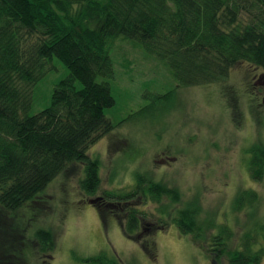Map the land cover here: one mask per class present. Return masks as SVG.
Segmentation results:
<instances>
[{
  "label": "trees",
  "instance_id": "1",
  "mask_svg": "<svg viewBox=\"0 0 264 264\" xmlns=\"http://www.w3.org/2000/svg\"><path fill=\"white\" fill-rule=\"evenodd\" d=\"M242 3H249L258 12L246 24L237 22L245 7ZM30 33L39 37V43L35 65L27 66L21 61L20 44ZM119 38L139 43L146 53L166 61L181 87L217 82L242 62L264 70V0H0V217L5 222L0 225L2 260L8 257L12 264H27L23 248L29 245L35 246L40 255L52 254V232L42 227L32 240L21 235L20 245L14 243L18 238L15 229L21 223L15 216L21 209L33 211L40 203L39 194L69 166H82L79 188L85 195L97 193L100 162L87 153L114 128L105 111L115 105V99L109 83L98 79L112 77L110 49ZM53 58L68 74L54 86L49 107L29 115L32 88L46 74L42 62ZM251 153L249 171L253 180H260L264 149L255 145ZM144 184V177L137 176L132 190L104 192L97 206H113L124 212L122 231L135 242L139 241L138 232L145 228L146 215L133 207L134 198L141 194L154 203H160L163 197L172 203L179 201L177 191L162 183L149 182L142 189ZM256 199L254 193L243 191L234 209L252 207ZM197 207L179 209L172 223L182 235L204 248L212 264H220L224 257L227 264H262L264 246L256 243L252 234L244 235L239 247L230 249L233 230L224 223H203L197 217ZM38 212L36 217L46 208L39 207ZM8 221H15L12 233ZM166 226L163 221L160 228ZM216 228L218 231L209 235ZM255 244L259 248H254ZM82 263L120 264L104 252Z\"/></svg>",
  "mask_w": 264,
  "mask_h": 264
},
{
  "label": "rangeland",
  "instance_id": "2",
  "mask_svg": "<svg viewBox=\"0 0 264 264\" xmlns=\"http://www.w3.org/2000/svg\"><path fill=\"white\" fill-rule=\"evenodd\" d=\"M242 5L238 24L258 14L249 3ZM38 43L39 37L31 33L22 39L25 65H35ZM110 57L113 75L98 82L106 81L111 87L115 105L105 111V117L114 128L87 153L100 162L99 189L92 197L81 191L82 166L75 163L39 194L40 203L33 211L16 213L21 223L15 229L14 243L20 245L21 235L32 240L40 227L53 235L50 255L38 254L35 246L23 248L27 264H84L82 260L100 252L116 257L120 264H212L204 248L172 223L179 209L195 206L203 223H224L233 230L230 249L239 247L247 233L264 246V167L260 180H253L249 171L251 148L264 149V84L256 83L264 70L242 62L217 82L181 87L166 61L146 53L139 43L119 38L111 46ZM42 66L46 74L32 88L29 115L49 107L54 86L68 74L56 58ZM140 175L147 184L162 183L176 190L179 201L163 197L154 203L141 194L134 198L133 207L146 215L145 228L135 242L122 231L124 212L97 206L104 192L132 190ZM243 191L254 193L257 199L252 207L245 205L237 211L236 198ZM39 207L46 212L36 217ZM163 221L167 226L160 228ZM7 223L10 232L15 221ZM1 224L5 222L0 217ZM7 260L0 257L1 262ZM220 264H227V259L222 258Z\"/></svg>",
  "mask_w": 264,
  "mask_h": 264
},
{
  "label": "flooded vegetation",
  "instance_id": "3",
  "mask_svg": "<svg viewBox=\"0 0 264 264\" xmlns=\"http://www.w3.org/2000/svg\"><path fill=\"white\" fill-rule=\"evenodd\" d=\"M256 81H257L256 83H258V84H264V74L258 75L256 78ZM262 90L264 92V86H263ZM258 92L260 93V90ZM262 103H264V97L262 98Z\"/></svg>",
  "mask_w": 264,
  "mask_h": 264
},
{
  "label": "water",
  "instance_id": "4",
  "mask_svg": "<svg viewBox=\"0 0 264 264\" xmlns=\"http://www.w3.org/2000/svg\"><path fill=\"white\" fill-rule=\"evenodd\" d=\"M89 204H93V201L91 200V201H89Z\"/></svg>",
  "mask_w": 264,
  "mask_h": 264
}]
</instances>
